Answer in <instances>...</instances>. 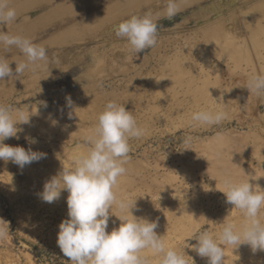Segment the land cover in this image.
<instances>
[{
	"label": "rangeland",
	"instance_id": "obj_1",
	"mask_svg": "<svg viewBox=\"0 0 264 264\" xmlns=\"http://www.w3.org/2000/svg\"><path fill=\"white\" fill-rule=\"evenodd\" d=\"M176 2L178 14L167 20L157 19L165 9L156 0H9L17 17L0 25V31L44 46L48 58L38 62L32 75L26 71L19 78L0 80V104L30 114V123L17 125L19 139L4 143L30 147L46 157L23 169L0 160V227L6 228L0 237V264H71L57 244L58 226L68 218V192L62 191L53 203L39 194L47 180L71 166L74 155L88 150V131L95 130L109 101L124 104L143 129L140 138L129 140L127 170L119 177L126 190L119 199H136L134 215L157 221L156 232L166 246L185 248L193 258L190 264H207V257L189 248L197 243L194 234L218 235L224 221L242 223L240 210L226 203L220 191L228 166H219L211 156L223 152L219 157L227 161L236 152L247 158V172L262 170L264 96L246 85L255 73L262 75L264 50L263 59H255L252 67L240 62L243 55L226 56L213 41L226 32L244 38L250 24L243 17L263 15L264 0ZM149 9L158 24L157 43L137 53L126 39L115 36L112 26ZM216 23L223 29L213 31ZM0 57L10 61L13 71L15 62L26 59L15 47L3 45ZM202 72L209 74L207 81L198 78ZM212 92L226 95L215 99ZM66 96L71 97L70 107ZM201 109L223 110L227 118L219 125L197 124L191 116ZM187 137L191 143L184 142ZM32 138L37 142L30 143ZM172 174L177 180L155 182ZM263 178L250 183L264 191ZM112 213L107 231L120 224L115 216L121 214L119 208L114 205ZM260 219L264 222V209ZM224 255V264H264V251L253 254L246 244L235 250L226 246ZM152 264H158V257Z\"/></svg>",
	"mask_w": 264,
	"mask_h": 264
},
{
	"label": "clouds",
	"instance_id": "obj_2",
	"mask_svg": "<svg viewBox=\"0 0 264 264\" xmlns=\"http://www.w3.org/2000/svg\"><path fill=\"white\" fill-rule=\"evenodd\" d=\"M156 3L165 9L164 16L157 19L172 20L179 12L176 0H156ZM153 16L152 9L143 14H133L114 24L112 32L117 38L126 39L131 50L143 52L157 43L158 24ZM16 17V10L10 6L9 0H0V25L11 23ZM0 45L5 49L15 47L26 58L15 62L13 71L10 61L0 57V80L12 76L19 78L26 71H35L38 62L48 58L44 46L21 35L0 31ZM246 88L258 96H264V75L250 77ZM66 103L69 107L72 105L70 96H66ZM44 107H47L46 103ZM226 118L223 110L201 109L191 116L193 122L209 126L219 125ZM28 123L30 114L25 115L21 110H13L10 105L0 104V160L11 161L21 169L46 157V153L33 151L30 147L26 150L19 145L4 143L8 138L19 139L20 129L17 125ZM55 123L57 121H53ZM142 135L143 129L124 104L109 101L97 116L94 133L86 137L88 150L74 155L70 167H62L57 175L44 183L39 195L46 203L58 200L62 191L68 192V218L58 226L57 244L71 264H152L153 257H158V264H190L191 256L185 248L177 250L166 246L162 235L156 232L157 221L134 215L136 199H118L114 191L118 178L127 170L129 140ZM36 142L34 138L30 141ZM184 142L191 143V137L185 138ZM223 184L224 190L220 191L224 193L226 203L240 210L244 219L239 226L224 221L218 235L209 231L194 234L197 243L189 244V248L200 257H207V264H224L226 246H232L235 250L246 244L253 254L264 251V222L260 219L264 209V191L254 187L250 178L233 182L226 176ZM114 205L121 212L115 215L120 224L107 231ZM5 233L6 228L0 227V237Z\"/></svg>",
	"mask_w": 264,
	"mask_h": 264
},
{
	"label": "bare ground",
	"instance_id": "obj_3",
	"mask_svg": "<svg viewBox=\"0 0 264 264\" xmlns=\"http://www.w3.org/2000/svg\"><path fill=\"white\" fill-rule=\"evenodd\" d=\"M94 3H96V2H94ZM64 4L66 5V3H64ZM61 8L65 9L64 7H61ZM63 9H61V10H63ZM262 14L263 15H261L259 17H258V15H253L251 17L250 16L249 17L248 16H244L243 17V20L245 22H248L250 24L249 26L248 25H245L246 26V30H250V32H248L247 34H245V37L244 38L241 39L240 37H238L237 34H236L237 32L235 33L236 35L234 33H233L234 35H232V33L226 32V33H223V36H218L220 38H215V40L213 41V43H214L213 45H215L221 52L225 53L226 56L231 57L230 55H232V58L231 59H235V55H237V56H242L243 55V58H242V60L240 62H246L247 65H252V67H253L255 59H260V60L263 59V53H262V51L264 50V24H262V22H260V20H262L264 18L263 17L264 16V11H263ZM103 16L104 15H102V17ZM96 24H97V22H96ZM215 25H216V27H214V26L211 27V29L213 31L214 30H217V29H220V30L223 29V27L221 26V24L216 23ZM27 28H28V26H27ZM212 30H210V32H213ZM16 32H17V30H16ZM206 36H207V38L209 37V35L207 33H206ZM42 63H44V61ZM240 65H242V63H239L238 64V67ZM36 69H37V67H36ZM255 70H256V68H254V71ZM210 71H211V74L212 73H216V75H221L220 72H216L215 70H210ZM261 73H262V75H264V65L261 67ZM23 75H25V73ZM31 75H32V71H31ZM34 75H36V74H34ZM254 75H258V74L255 73ZM208 76H209V74L207 72H205V73L202 72L201 74H199L198 78L199 79L203 78L204 81H207ZM26 77H29V75L26 74ZM21 78H23V77H21ZM32 78H33V76H31V79ZM23 79H25V77ZM27 80H29V79H27ZM29 81H31V80H29ZM225 95H226L225 93L218 94L216 92H212V97L215 98V99L216 98H223ZM31 115H34V114H31ZM39 117H43V116H39ZM43 118H44L45 121H48V119H49V118H46V117H43ZM53 121H57V120L53 119ZM41 122H43L42 119H41ZM88 132L93 134L94 133V129L91 130V131H88ZM227 149L230 150V147H224L223 148V150H227ZM219 155H223V152H219L218 155L211 156L212 157V160L215 161V163H218L219 166H221L222 164H225V166L227 165L228 167L226 168V172H224V173L229 174L228 177L233 178L235 182H240V181L248 180V178H251L250 180H252V179L255 180L257 177L264 175V155L261 157V159L263 160V163H262V166H261L262 167V170L259 171V172H254V171L253 172L252 171L247 172V170L244 167L245 165L248 164L247 158L244 157V156H239V155L237 156L236 152L231 157L227 158V161H226V159L220 158ZM196 157H198V156H196ZM130 169H131V167H130ZM251 170H253V169H251ZM182 173L186 174V172H184V171H182ZM176 177H177V175H176ZM176 177H175V175L172 174V176L167 177L166 180H162L161 181L160 179H158L161 182H159V181H157L155 179L154 180H155V182H157V183H163V185H164V183H166V181L169 182V183H171V181H174L176 179ZM233 179H231V180L233 181ZM263 181H264V178H263ZM121 186H123V189L122 190H120V187ZM256 188H257V186H256ZM125 190H126V186L125 185H122L121 184V180L118 178L117 185L114 187V191L116 192L118 199L120 198L119 197L120 196V193L122 191H125ZM131 192L127 193V195H129V196L132 195Z\"/></svg>",
	"mask_w": 264,
	"mask_h": 264
}]
</instances>
